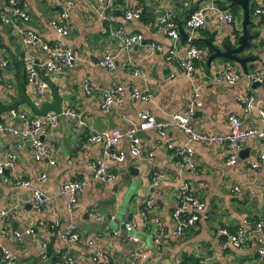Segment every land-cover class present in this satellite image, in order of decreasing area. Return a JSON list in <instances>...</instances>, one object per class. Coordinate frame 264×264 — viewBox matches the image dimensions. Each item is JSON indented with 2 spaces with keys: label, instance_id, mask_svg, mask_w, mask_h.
<instances>
[{
  "label": "crops",
  "instance_id": "1",
  "mask_svg": "<svg viewBox=\"0 0 264 264\" xmlns=\"http://www.w3.org/2000/svg\"><path fill=\"white\" fill-rule=\"evenodd\" d=\"M249 3L252 11L248 29L253 37L241 55L253 60L246 63V74L235 61L221 57L208 61L211 46L234 44L241 35V7L239 15H234L228 8L219 7L215 0H188V5L181 0H15V5L27 11L30 19L24 22L16 18L8 25L0 21V56L8 62L6 68L0 66V104H10L24 92L33 105L41 108L53 101L52 88H55L62 99V111L73 108L85 122V126H80L66 115H58L57 124L47 126L43 136L48 156L35 161L30 141L22 133L30 127L32 118L41 115L34 114L25 103L0 115V124L9 123L18 131L15 135L0 129V159H7L9 154L16 156L15 168L0 175V209L15 208L2 224L5 234L0 242L18 255L20 264L41 261V241H47L55 255L73 256L80 264H183L184 261L185 264H264V255L257 252L264 248V228L255 231L256 223L264 220V159L259 160L264 155V136L243 140L237 161L228 165L225 143L188 141L183 130L175 126L163 132L150 129L143 138L139 136L142 145L139 156L128 153L129 139L121 141L120 148L127 156L122 163L110 164L114 180L88 182L77 193V207L73 210L69 211L66 196H55L38 207L32 200L33 188H40L46 195H56L60 186L70 180H90L91 163L100 155L101 146L88 140L89 130L136 127L139 112L143 110L164 123L173 115H186L194 98L199 105L188 123L197 133L228 135L227 115L231 113L242 121L243 128L264 131L260 115L264 108V82L253 80L255 77L264 80V15L254 14V9L263 6L264 0ZM11 7L7 0H0V9ZM127 8H139L140 18L125 20L123 12ZM199 10L204 13L205 26L189 31L185 19ZM225 10L233 15L231 22L220 17ZM63 11L68 15L63 21L69 29L65 37L49 23L59 19ZM164 11L174 13L177 40L158 28V17ZM19 30L30 31L39 40L29 43ZM135 33L143 36V42L125 45V38ZM57 42L76 51V58L60 71L48 73L45 64L52 53L43 49L42 44ZM147 42H154L160 48L148 49ZM192 45L203 53L188 76L182 61ZM105 53L115 57L112 69L99 64ZM29 59L34 61L38 79L48 84L43 95L37 94L35 84L27 78L25 63ZM227 61L236 64L240 73L234 84L213 80L222 74ZM84 82L92 88L89 93L84 90ZM116 85L124 87L122 92L109 110L101 109L104 92ZM132 88L147 93L148 98L131 97ZM246 97L254 99L249 109L245 106ZM11 111L23 113L25 119H12ZM184 147L191 149L193 167L187 165L186 153L176 154V149ZM240 153H244L243 158ZM255 159L260 164L256 170L249 165ZM155 170L165 178L153 192V203L146 209L144 222L138 212L145 208L152 192L150 179ZM40 173L46 174L44 181L38 179ZM21 180L29 181L30 185H22ZM182 183H187L191 193L205 203L208 217L180 236H173L171 212ZM235 185L239 191H233ZM121 215L122 220L115 228L114 222ZM127 218L135 222L130 232L123 227ZM54 219H59L62 227L66 222L74 224L80 240L73 244L63 242L60 227L52 229L50 225ZM14 222L17 230L34 226L36 236L15 242ZM224 227L243 228L258 236L234 247L221 235ZM157 232L158 243L154 241ZM131 235L138 241L130 240ZM100 250L108 255L109 262L105 263L101 257L93 260Z\"/></svg>",
  "mask_w": 264,
  "mask_h": 264
},
{
  "label": "built area",
  "instance_id": "2",
  "mask_svg": "<svg viewBox=\"0 0 264 264\" xmlns=\"http://www.w3.org/2000/svg\"><path fill=\"white\" fill-rule=\"evenodd\" d=\"M184 5H188V0H181ZM7 3L12 7L10 9H0V21L4 24H11L16 18L27 22L30 19L29 13L24 9L15 5V0H7ZM255 15H264V5L261 7H256L254 9ZM141 15V10L139 8H127L123 12V17L125 20L130 19H139ZM67 12L63 11L59 19H52L49 23L59 32L62 37H65L69 34V29L64 25L63 21L67 17ZM220 17L225 19L227 22H231L233 20V15L225 10L221 11ZM205 17L203 11L199 10L189 14L185 19V26L189 31H193L205 26ZM158 28H160L163 33L173 40H177L179 38V33L177 30L176 23L174 21V13L172 11H164L158 17ZM27 42L35 43L39 40V38L30 31H22ZM143 36L140 33H135L129 35L125 38V45L129 46L134 43L143 42ZM145 46L148 49H159L160 47L156 45L154 42H147ZM43 49H47L52 53V58L48 60L45 64V69L48 73H54L60 71L64 65H70L74 59L76 58V51L65 47L63 43H55L53 45H49L47 43L42 44ZM202 49L198 48L194 45L189 46L186 50V60L182 61V66L184 67L186 75L190 76L194 70V63L196 60L202 57ZM115 57L109 53H105L100 59L99 64L107 69H112L114 65ZM8 62L6 59L0 56V66L6 68ZM27 78L30 82L35 84V90L38 95H43V93L48 88V84L45 81H41L37 76V69L32 59H29L25 63ZM240 77V73L237 70L236 64L233 62L227 61L224 64L222 74L219 76H215L213 80L221 81L225 80L229 84H234ZM253 80H258L260 82H264L261 77H255ZM84 90L89 93L92 88L87 82L83 84ZM122 85H116L109 88L104 92L103 100L101 103V109L107 111L110 106L114 103L115 98L120 95L123 90ZM131 97L135 99H147L148 95L145 92L139 91L135 88L130 89ZM245 106L247 109L252 107L254 99L251 97H246L244 99ZM264 103V96H263ZM199 105V102L194 98L190 100L189 106L186 111V115H173L168 122H158L156 118L146 110L139 112V122L136 127L129 128L126 130L113 129L110 131L107 130H89L88 132V140L91 143H97L101 146L100 155L95 158V160L91 163L92 174L90 180L85 179H75L70 180L60 186L59 191L56 195H46L42 192L40 188L32 189V200L33 205L38 207L47 202H51L55 196H66L68 197V209L69 211L73 210L77 207V198L76 195L79 191H81L88 182L91 181H101V182H112L115 178L114 172L110 168L111 163H122L126 156L127 152L120 148V143L124 139H129V150L128 153L132 156H139L142 154V145L140 143V138L137 135L138 131H147L150 129H156L159 132H163L167 128L171 127H179L183 130V132L187 135L188 141H206L208 143H225L228 147V156L226 158V163L228 165L234 164L238 159V150L240 147V143L251 137H262L264 136V131L256 128H243L242 121L235 114L227 115V124L229 126L230 132L225 136H207L202 133H197L192 129V126L188 123V118L193 114L195 106ZM63 115H66L73 121L77 122L80 126H85V122L79 118V115L73 108H67L62 111ZM260 115L264 120V108L260 110ZM19 118L25 119V115L20 112L11 111V118ZM11 120V119H10ZM58 121V115L54 113H47L43 116H37L30 120V127L22 133L24 137H27L30 141V149L32 156L35 161H41V159L48 156V149L46 148L43 136L46 134L47 126H55ZM0 129L3 130L4 133L13 132V134L17 135L18 131H16L9 123L0 124ZM171 147V145H169ZM186 153L187 159L186 163L188 166L193 167L191 156V149L189 147L176 149V154ZM15 159L16 156L14 154H9L7 159H0V175L3 174L6 170L15 168ZM258 159V158H257ZM264 155L259 156V160H263ZM178 165H182L180 161L176 162ZM251 169H258L259 163L256 161H252L249 163ZM165 178L164 174L160 171H154L151 175L150 179V190L152 192L149 193L146 202L145 208L140 210L138 214L142 218L144 222L147 220V211L146 209L150 208L153 203V192H155L160 182ZM38 179L40 181H44L46 179L45 173H40ZM24 186H29L30 182L27 180L19 181ZM233 191H239V187L235 185ZM15 208H6L0 209V228H2V232H0V237L5 233V227L2 226L4 222L8 220L13 215ZM95 217V214H91ZM171 217L173 219L174 226L172 228L173 236H180L186 229L191 228L200 220L206 219L208 214L206 212L205 203L195 197L191 191L190 187L187 183H182L179 186V191L177 195V199L175 201L174 209L171 212ZM59 219L52 220L50 224L52 229L59 225ZM42 223V222H41ZM39 223V224H41ZM159 223V221L157 222ZM135 222L129 218L124 221V228L126 231L130 232L134 229ZM264 228V220H259L255 225V231L261 232ZM220 233L223 237H225L226 241L234 246L240 247L241 245L247 243L253 237L258 236L256 233L246 231L243 228L231 230L226 227L220 230ZM36 236V229L34 226H29L23 229L14 230L13 231V239L15 242L19 243L23 240L24 237ZM160 233L157 232L154 235V241L158 243L160 241ZM81 236L77 229V227L71 222H66L63 230L61 231V239L63 242L68 243H77L80 240ZM129 239L136 242L138 241L136 236H129ZM260 241V240H259ZM89 243H92L91 241ZM40 248V260L46 261L49 259L47 250H48V242L41 241L39 242ZM258 254L264 255V248L258 249ZM103 258L104 262H109L108 255L100 250L97 255L93 256L94 261H98L99 258ZM0 264H20L19 257L15 254L9 247L2 245L0 242ZM54 264H80L79 261L73 256H61L60 259L55 261Z\"/></svg>",
  "mask_w": 264,
  "mask_h": 264
},
{
  "label": "water",
  "instance_id": "3",
  "mask_svg": "<svg viewBox=\"0 0 264 264\" xmlns=\"http://www.w3.org/2000/svg\"><path fill=\"white\" fill-rule=\"evenodd\" d=\"M242 9V21H241V35L237 38L236 42L234 44L232 43H223L222 46H211L212 53L208 57V61L213 60L216 57H221L223 59H228L235 61L238 63L242 69L245 71V73H248V70L246 68V63L249 61H252L253 58L250 56H243L241 55L242 52L247 50L250 46L249 40L253 37V35L250 33L248 26L251 22L250 20V7L249 2L250 0H234ZM180 32L186 36L182 29H180ZM257 82H254L253 84H256ZM52 94H53V101L51 103H47L43 105L41 108H37L35 105L32 104L30 99L25 95L24 92L21 93V97L18 100H14L12 103L4 105L0 104V115L9 110H17L18 106L21 104H27L32 112L37 115H45L48 112H53L57 115H60L62 112V99L59 96L57 90L55 88H52ZM138 136L144 137L145 131H138ZM244 153H240V157L243 158ZM8 172V171H6ZM12 229H16V223L14 222L12 224ZM38 264H54V254H52L48 261H40Z\"/></svg>",
  "mask_w": 264,
  "mask_h": 264
},
{
  "label": "trees",
  "instance_id": "4",
  "mask_svg": "<svg viewBox=\"0 0 264 264\" xmlns=\"http://www.w3.org/2000/svg\"><path fill=\"white\" fill-rule=\"evenodd\" d=\"M217 5L219 7H221L222 9H226L228 8L234 15H239V12H240V6L234 1V0H215ZM250 7V5H249ZM252 11L251 7H250V12ZM257 159H255L256 161ZM260 220H263V219H260ZM65 226V225H64ZM64 226H60V222H59V225L57 227H55L54 229H57L60 227L61 230H63ZM47 253H48V256H51L52 254H54V249L48 245V250H47ZM61 258V255L57 256V254L55 255L54 254V259L55 261H57L58 259ZM38 261H34L33 264H38L37 263ZM186 261H184L183 264H185ZM195 264V263H194Z\"/></svg>",
  "mask_w": 264,
  "mask_h": 264
},
{
  "label": "rangeland",
  "instance_id": "5",
  "mask_svg": "<svg viewBox=\"0 0 264 264\" xmlns=\"http://www.w3.org/2000/svg\"><path fill=\"white\" fill-rule=\"evenodd\" d=\"M241 16H242V15H241ZM122 208H123V206H122ZM121 220H122V215L119 216V218L114 222V226H115V228L119 226ZM123 227H124V226H123ZM124 230H125V228H124Z\"/></svg>",
  "mask_w": 264,
  "mask_h": 264
}]
</instances>
